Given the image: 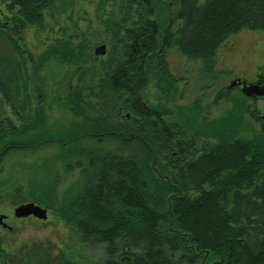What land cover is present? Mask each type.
I'll return each mask as SVG.
<instances>
[{
  "label": "rangeland",
  "instance_id": "1",
  "mask_svg": "<svg viewBox=\"0 0 264 264\" xmlns=\"http://www.w3.org/2000/svg\"><path fill=\"white\" fill-rule=\"evenodd\" d=\"M160 1L172 2V15L176 0ZM112 10L104 0H56L37 27L16 16L17 8L8 13L6 5L0 6V215L7 225L0 227V264H37L42 258L98 264L107 258L104 245L86 240L69 219V204L96 174L99 154L138 159L147 169L148 195H156L173 177L162 156L133 141L129 129L113 131L116 126L103 117L98 85L112 42L102 33ZM102 44L106 53L96 55ZM167 62L179 81L175 102L167 101L155 82L143 98L148 106L167 110L166 121L182 125L185 141L198 147L264 136V100L240 91L264 76V31L229 36L216 52L210 75L200 61L175 48L167 50ZM235 81L240 86H232ZM31 123L36 126L21 130ZM26 203L45 208L47 219L16 218L14 209Z\"/></svg>",
  "mask_w": 264,
  "mask_h": 264
},
{
  "label": "trees",
  "instance_id": "2",
  "mask_svg": "<svg viewBox=\"0 0 264 264\" xmlns=\"http://www.w3.org/2000/svg\"><path fill=\"white\" fill-rule=\"evenodd\" d=\"M9 1L10 10L18 7L37 27L56 4ZM104 1L113 10L102 33L112 42L98 85L103 117L113 131L129 129L133 141L162 156L173 177L148 195L147 169L138 159L101 153L96 174L69 204L70 221L86 240L104 245L107 258L98 264H200L212 256L216 264H264V136L197 147L184 140L182 125L165 120L167 110L143 98L155 82L175 102L179 81L169 70L170 48L200 61L210 75L229 36L264 31V0H176L172 15L168 1ZM42 259L37 264H66Z\"/></svg>",
  "mask_w": 264,
  "mask_h": 264
},
{
  "label": "water",
  "instance_id": "3",
  "mask_svg": "<svg viewBox=\"0 0 264 264\" xmlns=\"http://www.w3.org/2000/svg\"><path fill=\"white\" fill-rule=\"evenodd\" d=\"M106 53V45L102 44L95 49L96 55H104ZM234 84V82H232ZM241 93L244 96L262 99L264 100V83L259 84H243L240 89ZM14 216L16 218H26L33 216L39 220L47 219V210L42 208L34 203H26L17 206L14 209ZM6 219L5 215H0V227H7L4 220Z\"/></svg>",
  "mask_w": 264,
  "mask_h": 264
},
{
  "label": "flooded vegetation",
  "instance_id": "4",
  "mask_svg": "<svg viewBox=\"0 0 264 264\" xmlns=\"http://www.w3.org/2000/svg\"><path fill=\"white\" fill-rule=\"evenodd\" d=\"M7 2V1H6ZM5 2V0H0V6L1 5H6V9L8 10V13H14L12 10H10L9 9V6H10V4L8 3H6ZM10 2V1H9ZM14 8H17V11H18V7H14ZM19 16V18L21 19V20H23L22 18H21V16H20V14L19 13H17L16 12V16ZM24 21V20H23ZM24 22H26V21H24ZM7 24H8V22L7 21H5V23H4V26H7ZM238 81H241V82H245V81H242L241 79H238ZM259 83H264V76H258V78H257V80H256V83L255 84H259ZM232 86H235V87H238V86H240V83L239 82H237V81H235L234 82V84L232 83Z\"/></svg>",
  "mask_w": 264,
  "mask_h": 264
}]
</instances>
